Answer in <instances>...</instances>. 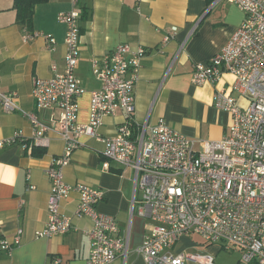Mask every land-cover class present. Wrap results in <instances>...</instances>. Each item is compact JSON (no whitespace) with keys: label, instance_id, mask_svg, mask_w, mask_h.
I'll list each match as a JSON object with an SVG mask.
<instances>
[{"label":"built area","instance_id":"built-area-1","mask_svg":"<svg viewBox=\"0 0 264 264\" xmlns=\"http://www.w3.org/2000/svg\"><path fill=\"white\" fill-rule=\"evenodd\" d=\"M227 1L244 13V20L206 64L193 65L191 78L192 84L200 87L216 86L223 74L233 77L227 88L214 91V106L229 115L230 123L228 135L213 142L188 139L163 119L147 131L135 132L131 119L134 86L146 52L127 44L92 60V72L100 87L90 94L88 123L79 124L76 99L85 92L74 75L80 57V0H69L70 9L57 15L65 27V71L32 81L37 109L59 111L57 125L64 143L63 153L54 157L46 170L50 181L47 218L44 227L35 232L36 239L70 230L71 217L60 213V203L74 192L78 201L73 216L90 221L86 264L126 259L127 240L118 237L114 218L96 209L103 192L64 180V168L82 146L79 138L86 136L102 145L104 171H108L109 162L133 171L131 209L146 221L143 242L136 248L144 264H214V256L208 252L173 251L180 239L191 233L207 244L220 242L225 250L237 248L241 264H264V0ZM136 9L139 11L138 6ZM175 31L172 28L163 42ZM41 35L24 30L22 40L28 42ZM43 37L48 50L55 51V39ZM232 93L247 104L241 106ZM15 98V93L0 92L4 111L15 110ZM117 110L126 114V121L117 126L113 136L102 135L104 118L114 117ZM20 113L32 125L30 143L20 132H14L11 137L0 138V150L17 143L27 151L47 145L44 132L48 127L35 114ZM20 239L18 230L11 239L0 242V249L10 254ZM59 262L54 260V264Z\"/></svg>","mask_w":264,"mask_h":264},{"label":"crops","instance_id":"crops-1","mask_svg":"<svg viewBox=\"0 0 264 264\" xmlns=\"http://www.w3.org/2000/svg\"><path fill=\"white\" fill-rule=\"evenodd\" d=\"M13 3L0 0V92L16 94L14 111H4L0 103V138L20 132L30 143L33 128L20 110L35 114L48 129L44 132L46 146L27 151L17 143L0 150V242L21 231L20 245L10 254L0 249V264H54L55 259L59 264H86L90 221L73 216L76 193L60 203V213L71 217L70 230L49 238L36 239L34 235L47 218L50 181L46 170L52 159L63 153L64 143L57 125L59 111L37 109L32 81L65 71V27L57 15L70 9L69 0H46L35 6L29 32L42 35L28 42L22 40L26 28L15 22ZM79 11L80 57L74 75L85 90L76 99L79 124L88 123L90 94L100 87L92 72V60L127 44L146 52L134 86L131 119L135 132L147 131L163 119L188 139L214 142L228 135L230 118L215 108L214 91L227 88L233 77L223 74L216 86L200 87L193 85L191 78L193 65L206 64L243 22L244 13L235 4L227 0H80ZM172 28H176L173 37L163 42ZM46 35L56 41L53 52L48 50ZM232 96L241 106L247 104L235 93ZM125 121L126 114L117 110L114 117L104 118L100 133L113 136ZM79 142L82 146L64 168L65 182L103 192L96 209L114 218L118 237L128 245L125 261L117 258L112 264H144L136 248L143 242L146 221L131 209L133 171L114 162L104 171L102 145L86 136ZM186 237L180 239L175 252L191 246L184 242Z\"/></svg>","mask_w":264,"mask_h":264},{"label":"rangeland","instance_id":"rangeland-1","mask_svg":"<svg viewBox=\"0 0 264 264\" xmlns=\"http://www.w3.org/2000/svg\"><path fill=\"white\" fill-rule=\"evenodd\" d=\"M140 192L138 193L137 198L139 199ZM187 240L185 243L190 242L191 246L185 248L184 250L178 251L181 252H208L214 256V264H241V254L237 248L231 247V250H225L222 247V244H207L205 243L198 235L189 234L187 235ZM175 251V248H173Z\"/></svg>","mask_w":264,"mask_h":264},{"label":"trees","instance_id":"trees-1","mask_svg":"<svg viewBox=\"0 0 264 264\" xmlns=\"http://www.w3.org/2000/svg\"><path fill=\"white\" fill-rule=\"evenodd\" d=\"M46 0H14L15 22L26 30H31L35 6Z\"/></svg>","mask_w":264,"mask_h":264}]
</instances>
